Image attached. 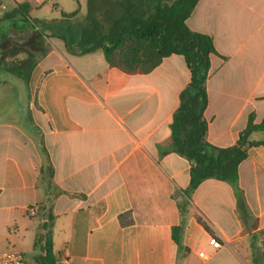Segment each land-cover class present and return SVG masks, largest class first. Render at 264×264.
Instances as JSON below:
<instances>
[{
    "label": "crops",
    "instance_id": "0c3cea01",
    "mask_svg": "<svg viewBox=\"0 0 264 264\" xmlns=\"http://www.w3.org/2000/svg\"><path fill=\"white\" fill-rule=\"evenodd\" d=\"M124 2L0 0V90L13 93L0 101V232L9 233L12 250L27 255L15 247L31 241L35 253L43 220L28 212L46 203L57 264H253L256 221L264 232V131L252 134L255 145L239 165L251 216L243 219L229 183L207 179L191 195L181 251L173 227L183 222L179 204L191 164L162 152L171 147L173 115L191 79L184 57L171 55L147 74H128L110 66L102 50L73 54L62 39L39 36L19 16L4 20L23 3L30 4L31 19L75 11L109 19ZM186 24L210 36L218 52L206 83V139L234 146L250 115L255 123L264 119V0H199ZM13 46L24 50L3 59ZM28 51L34 64L25 81L10 68ZM45 156L61 191L50 203L41 184ZM213 237L220 249L210 245Z\"/></svg>",
    "mask_w": 264,
    "mask_h": 264
},
{
    "label": "trees",
    "instance_id": "16d2710c",
    "mask_svg": "<svg viewBox=\"0 0 264 264\" xmlns=\"http://www.w3.org/2000/svg\"><path fill=\"white\" fill-rule=\"evenodd\" d=\"M198 1L125 0L122 10L109 19H100L93 12L81 18L75 11L55 20L31 19V6L23 3L4 17L6 20L19 16L24 25L30 26L39 36L62 39L70 53L83 55L102 50L110 66L128 74H147L171 55L184 57L191 79L181 92L180 105L173 115L171 147L162 152L163 155L169 152L179 154L191 164L190 185L182 191L184 198L179 204L183 222L173 227V239L181 251L184 250V220L191 195L205 180L214 178L229 183L235 191L241 216L245 221L251 216L239 187V165L248 157L249 148L255 145L250 139L252 134L264 131V119L255 123L254 116L250 115L247 127L240 133L234 146L220 148L207 141L206 83L211 70V57L218 55V52L210 36L194 32L186 24ZM23 50L13 46L4 51L2 57L15 58ZM32 57L28 51L25 59L12 61L10 72L27 81L34 64ZM52 178L53 167L45 156L41 184L45 195L50 197L49 203L61 194L53 185ZM36 214L43 222L35 237L34 263L57 264L53 253L54 216L50 205L42 203ZM197 221L212 234L201 217H197ZM250 243L253 264H264V232L258 231L257 221L251 229Z\"/></svg>",
    "mask_w": 264,
    "mask_h": 264
},
{
    "label": "rangeland",
    "instance_id": "374dc122",
    "mask_svg": "<svg viewBox=\"0 0 264 264\" xmlns=\"http://www.w3.org/2000/svg\"><path fill=\"white\" fill-rule=\"evenodd\" d=\"M5 16H6V14H5ZM10 95L13 96V93L10 94L7 91L0 90V101L5 100V99L7 100ZM17 108L18 107L16 105H14L13 111H16ZM14 115H16V114H14ZM12 117L14 119L16 116H12ZM8 237H9L8 232H6V231L0 232V253L12 250V246H9ZM15 248L25 252L27 254L25 256L27 259H29L30 264H35L33 261V257L35 256V253L29 251L31 249V241L30 242L29 241L21 242V243L17 244Z\"/></svg>",
    "mask_w": 264,
    "mask_h": 264
},
{
    "label": "built area",
    "instance_id": "2783aa9c",
    "mask_svg": "<svg viewBox=\"0 0 264 264\" xmlns=\"http://www.w3.org/2000/svg\"><path fill=\"white\" fill-rule=\"evenodd\" d=\"M28 213L30 216H34L36 215V210L34 208L29 209ZM209 243L215 250L222 247V244L218 238H211ZM200 256L204 257V253L201 252ZM0 264H30V261L20 251L10 250L0 253Z\"/></svg>",
    "mask_w": 264,
    "mask_h": 264
}]
</instances>
